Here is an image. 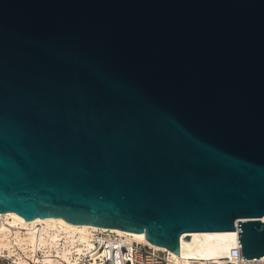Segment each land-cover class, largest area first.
<instances>
[{
    "label": "water",
    "instance_id": "1",
    "mask_svg": "<svg viewBox=\"0 0 264 264\" xmlns=\"http://www.w3.org/2000/svg\"><path fill=\"white\" fill-rule=\"evenodd\" d=\"M9 211L264 256V0H0Z\"/></svg>",
    "mask_w": 264,
    "mask_h": 264
},
{
    "label": "built area",
    "instance_id": "2",
    "mask_svg": "<svg viewBox=\"0 0 264 264\" xmlns=\"http://www.w3.org/2000/svg\"><path fill=\"white\" fill-rule=\"evenodd\" d=\"M0 264H264V256L242 258L237 238L221 258L178 260L168 249L132 239L115 229L97 227L81 241L77 233L44 229L36 222L0 228Z\"/></svg>",
    "mask_w": 264,
    "mask_h": 264
},
{
    "label": "bare ground",
    "instance_id": "3",
    "mask_svg": "<svg viewBox=\"0 0 264 264\" xmlns=\"http://www.w3.org/2000/svg\"><path fill=\"white\" fill-rule=\"evenodd\" d=\"M4 217H12L13 223L11 221H8V218H4ZM0 219H1L0 228H6L8 225H16L18 223H22L26 225H34L36 222H40L42 223L44 229H49V228H57L59 230L67 229V230L77 231L82 235H84L86 232L89 233L90 230L97 229L98 227L91 224H72L66 221L65 219H63L62 217H54V216H49L44 218L36 217L33 220L26 221L23 217L12 211L0 213ZM50 223L57 224L64 229H60L59 227L45 226V224H50ZM111 229L122 231L132 239L147 242L149 244L158 246L160 248L167 249L164 246L151 243L149 240L146 239L144 232L135 233L131 231L122 230L119 228H111ZM87 233L85 234L86 238H87ZM238 235H239L238 229L221 230V231H192L188 233H183L180 236V249L178 255L175 253L174 254L178 260H181V257L186 259L191 257L221 258L228 252L230 247L236 242Z\"/></svg>",
    "mask_w": 264,
    "mask_h": 264
},
{
    "label": "rangeland",
    "instance_id": "4",
    "mask_svg": "<svg viewBox=\"0 0 264 264\" xmlns=\"http://www.w3.org/2000/svg\"><path fill=\"white\" fill-rule=\"evenodd\" d=\"M4 218H8V221H11V222L13 223V218H12V217H4ZM45 226H46V227H59L60 229H64V228H62V227H60L59 225L54 224V223H53V224H52V223H50V224H45ZM64 230L69 231L70 234L77 233V234H78V237H79V239H80L81 241H85V240H86L85 234H86L87 232H86L84 235H82L81 233H78L77 231L67 230V229H64ZM83 236H84V238H83Z\"/></svg>",
    "mask_w": 264,
    "mask_h": 264
}]
</instances>
